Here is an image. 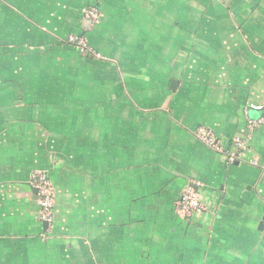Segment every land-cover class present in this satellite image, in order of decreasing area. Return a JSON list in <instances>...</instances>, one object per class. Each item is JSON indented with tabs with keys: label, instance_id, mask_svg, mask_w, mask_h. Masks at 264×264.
<instances>
[{
	"label": "crops",
	"instance_id": "1",
	"mask_svg": "<svg viewBox=\"0 0 264 264\" xmlns=\"http://www.w3.org/2000/svg\"><path fill=\"white\" fill-rule=\"evenodd\" d=\"M262 117L264 0H0V264H264ZM192 183L207 212L185 219Z\"/></svg>",
	"mask_w": 264,
	"mask_h": 264
},
{
	"label": "built area",
	"instance_id": "2",
	"mask_svg": "<svg viewBox=\"0 0 264 264\" xmlns=\"http://www.w3.org/2000/svg\"><path fill=\"white\" fill-rule=\"evenodd\" d=\"M86 19L90 20L93 25L98 23L100 21L98 10L95 8L89 9L86 12ZM67 41L79 52L87 54L89 58H95V56L100 58L101 56L84 35L71 34ZM260 126H264V117L255 120L249 119L248 130L251 134ZM196 137L212 151L225 155L230 164L240 160L242 153L247 149L246 142L240 137L234 139L232 149H226L216 134L204 126L196 130ZM30 184L37 190L40 220L52 225L57 196L48 174L42 170L35 171L31 176ZM199 186V183H192L177 200L175 209L180 217L189 219L207 212V206L202 201L199 193Z\"/></svg>",
	"mask_w": 264,
	"mask_h": 264
},
{
	"label": "rangeland",
	"instance_id": "3",
	"mask_svg": "<svg viewBox=\"0 0 264 264\" xmlns=\"http://www.w3.org/2000/svg\"><path fill=\"white\" fill-rule=\"evenodd\" d=\"M79 52V51H78ZM79 54H80V56L82 57V58H88L89 59V56H87V54H85V53H81V52H79ZM101 57V56H100ZM95 58H97L96 56H95ZM57 199V198H56ZM57 201V200H56ZM55 205H56V203H55ZM55 216H54V211H53V223H52V230L54 229V227H55V224H56V221H55V218H54ZM50 225V224H49ZM51 226V225H50ZM51 232V231H50ZM49 236H50V234H49ZM70 258H65L64 259V261H63V264H70V262H71V260L70 261H66V260H69ZM80 260V259H79Z\"/></svg>",
	"mask_w": 264,
	"mask_h": 264
},
{
	"label": "water",
	"instance_id": "4",
	"mask_svg": "<svg viewBox=\"0 0 264 264\" xmlns=\"http://www.w3.org/2000/svg\"><path fill=\"white\" fill-rule=\"evenodd\" d=\"M177 84V82H172V87H174ZM35 193L37 194V190L35 189ZM38 198V196H37ZM45 226H48V223L45 222Z\"/></svg>",
	"mask_w": 264,
	"mask_h": 264
}]
</instances>
